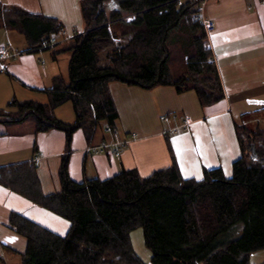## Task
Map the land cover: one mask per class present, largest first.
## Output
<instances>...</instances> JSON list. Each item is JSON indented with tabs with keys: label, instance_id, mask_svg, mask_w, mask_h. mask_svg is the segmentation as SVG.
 <instances>
[{
	"label": "trees",
	"instance_id": "16d2710c",
	"mask_svg": "<svg viewBox=\"0 0 264 264\" xmlns=\"http://www.w3.org/2000/svg\"><path fill=\"white\" fill-rule=\"evenodd\" d=\"M204 1L82 0L87 31L63 52L71 54L68 79L59 76L44 90L47 104L13 99L9 110H0V122L32 117L38 133L64 132L69 148L78 130L89 144L101 126L116 130L113 82L194 92L203 107L222 101L208 36L194 20ZM61 28L55 18L0 3V29H19L29 51ZM122 38L129 41L120 46L115 40ZM66 103L72 104L73 124L55 116ZM235 125L241 157L230 179L220 170H205L203 180H185L172 157L171 167L147 178L124 170L106 180L77 183L69 175L67 155L60 190L47 195L35 164L0 170L1 186L71 224L68 235L60 237L13 214L11 228L27 241L21 264H143L130 239L136 230L143 232L151 264H250L251 256L264 250V128Z\"/></svg>",
	"mask_w": 264,
	"mask_h": 264
},
{
	"label": "crops",
	"instance_id": "0c3cea01",
	"mask_svg": "<svg viewBox=\"0 0 264 264\" xmlns=\"http://www.w3.org/2000/svg\"><path fill=\"white\" fill-rule=\"evenodd\" d=\"M81 1L0 0V3L55 18L68 36L74 38L87 31ZM203 12L215 26L207 35V49L219 72L225 94L222 101L203 107L194 92L178 93L171 86L147 91L113 82L109 89L119 115L117 129L125 137L121 139L118 135V141L127 143L119 158L113 150L103 154L92 152L91 148L96 146L87 142L82 130L73 135L68 148L62 131L38 133L27 126V120L15 124L0 122V170L35 164L42 191L47 195L60 190V169L67 155L69 175L77 183L95 178L106 180L124 170H137L142 178H147L171 167L172 157L185 180L201 181L205 170H220L227 179L232 178L233 164L241 157L235 124L253 128L257 123L264 124V0H206ZM3 31L5 40L0 41V48L5 46L20 56L10 59L7 73L0 74V110H9L13 99L47 103L44 90L62 76L57 64L65 57L68 71L70 53L63 52L69 48L71 39L48 50L54 60L49 63L45 51H29L26 39L17 40ZM115 41L122 46L129 39ZM72 113L68 119L71 124L75 122ZM131 131L132 136L127 138ZM101 144L100 141L97 146ZM13 214L60 237L67 236L71 229L67 220L0 185V243L6 264H21V255L27 249L26 239L10 226ZM138 231L142 230L130 236L134 252L143 264H151L152 254L143 243V234L141 246L133 244V237L140 235ZM250 264H264V250L253 254Z\"/></svg>",
	"mask_w": 264,
	"mask_h": 264
},
{
	"label": "rangeland",
	"instance_id": "374dc122",
	"mask_svg": "<svg viewBox=\"0 0 264 264\" xmlns=\"http://www.w3.org/2000/svg\"><path fill=\"white\" fill-rule=\"evenodd\" d=\"M186 1H189V0H183V2H186ZM206 1V0H205ZM204 1V2H205ZM203 3V2H202ZM187 23V22H186ZM4 29H0V41H2V40H5V33H4V31H3ZM8 32H9V34L12 36V37H14V38H18L17 40H24L25 41V38H24V35L21 33V31L19 30V29H15V30H8ZM6 43V45H10V43L8 42V41H6L5 42ZM62 48H63V46H62ZM62 48H60V49H62ZM58 50V49H57ZM45 54H47L48 55V59L46 60V61H48L49 63L50 62H53L54 60H53V58L51 57L52 56V54H50V52L49 51H45L44 52ZM25 55V54H24ZM178 56V55H177ZM70 57H71V54H70ZM67 59V57H65V58H63L61 61H60V65L59 64H57V66H58V68L60 67V69H61V71H62V76H64V77H66V78H68V71H66L65 70V60ZM44 102H46V99H44L43 100ZM48 103V102H47ZM47 103H44V104H47ZM41 104V103H40ZM71 111H73V117H75V114H74V110H73V107H72V104L71 103H66V104H64V105H62V106H60L59 108H57L56 110H55V116L57 117V119L59 120V119H62L63 118V120L65 121H61V122H63V123H65V124H71V123H69L68 122V119H69V116L71 117ZM58 112H59V116H58ZM61 117V118H60ZM71 121V120H70ZM262 122V121H261ZM26 124H27V126H32V127H34L35 128V130H36V123H35V121H34V119L32 118V117H29V119H27V121H26ZM264 126V124H259V123H257V125H255V128H257V127H260V128H264L263 127ZM121 134V132H119L118 131V129H117V127H116V130L115 131H111L110 129H108V128H105V126H101V128H99L97 131H96V134H95V137L93 138V140H92V143H93V146H96V147H98L97 145H98V143H100V141H101V145H104V144H113V142L116 140H118L119 139V137L121 138V139H123V138H125V137H121L120 136V134ZM132 134H133V132L131 131L130 133H128V134H126L127 136V138L128 137H131L132 136ZM118 135H119V137H118ZM118 137V138H117ZM101 145H99V146H101ZM93 148H95V147H93ZM93 148H91V150L93 149ZM108 150H112V149H108ZM108 150H104V152L103 153H105V152H107ZM93 152V151H92ZM103 153H100V154H103ZM98 154V153H97ZM139 232V234L140 235H138V237H137V235H135V237H133V244L135 245V247H137V245L139 246H141V235L143 234L142 233V231H138ZM142 238H144L143 236H142ZM144 243V242H143ZM144 248V247H143ZM143 248H142V250H143ZM141 250V251H142ZM148 250V249H147ZM263 251V250H262ZM260 252V251H259Z\"/></svg>",
	"mask_w": 264,
	"mask_h": 264
},
{
	"label": "built area",
	"instance_id": "2783aa9c",
	"mask_svg": "<svg viewBox=\"0 0 264 264\" xmlns=\"http://www.w3.org/2000/svg\"><path fill=\"white\" fill-rule=\"evenodd\" d=\"M204 5H205V2H203L200 6H198L196 8L194 20L202 25L205 33L208 35L215 30V26H214L213 22H211L210 20H208L204 16V12H203L204 11ZM74 38H70L67 34V31L64 28H61L59 33L57 35L53 36L50 39V41L44 42L38 49H36L34 51L41 52V51H46V50H52V49L56 48L57 46L61 45L62 42L67 41V39L73 40ZM19 56H20V54H12L8 50L7 47L2 46L0 48V74L7 73L9 60L10 59H16ZM185 127H184V129H185ZM126 145H127L126 142L115 140L113 142V144H104V145L93 148L92 151L96 154L97 153L100 154V153H103L104 150L112 149L115 153V156L117 158H119L122 151L125 149ZM0 259L5 261V252H4V249L1 245V243H0Z\"/></svg>",
	"mask_w": 264,
	"mask_h": 264
},
{
	"label": "snow or ice",
	"instance_id": "6c2138e0",
	"mask_svg": "<svg viewBox=\"0 0 264 264\" xmlns=\"http://www.w3.org/2000/svg\"><path fill=\"white\" fill-rule=\"evenodd\" d=\"M259 103V102H258Z\"/></svg>",
	"mask_w": 264,
	"mask_h": 264
}]
</instances>
